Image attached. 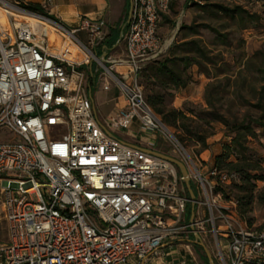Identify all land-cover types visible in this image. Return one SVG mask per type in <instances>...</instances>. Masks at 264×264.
Listing matches in <instances>:
<instances>
[{
	"label": "built area",
	"instance_id": "2783aa9c",
	"mask_svg": "<svg viewBox=\"0 0 264 264\" xmlns=\"http://www.w3.org/2000/svg\"><path fill=\"white\" fill-rule=\"evenodd\" d=\"M171 1L129 0L124 55L110 57L102 18L66 26L48 17L51 0L39 3L42 12L28 11L25 0H0V193L7 230L0 264H150L164 242L188 233L209 235L221 264H264V224L248 226L235 200L216 189L236 182L237 174L214 164L200 172L146 103L139 73L171 43L158 33ZM93 64L102 67L101 89L114 87L125 100L104 122L87 89ZM134 119L171 151L114 134ZM151 151L180 160L198 198H189L177 167ZM189 203L196 205L191 221Z\"/></svg>",
	"mask_w": 264,
	"mask_h": 264
},
{
	"label": "trees",
	"instance_id": "16d2710c",
	"mask_svg": "<svg viewBox=\"0 0 264 264\" xmlns=\"http://www.w3.org/2000/svg\"><path fill=\"white\" fill-rule=\"evenodd\" d=\"M207 1L193 3L207 17L237 19L242 24L244 20L251 21L256 17L240 5ZM171 6L170 2L169 8ZM24 8L32 12H42L39 3L27 2ZM48 17L59 21L53 13L48 14ZM200 28L211 31L219 45L230 44L226 26L219 29L206 22L181 24L179 31H183V34L170 43L167 53L143 65L139 73V82L144 86L146 103L160 116L161 122L181 131V134L177 135L180 143L189 138L205 148L207 135L201 130L202 127H211L213 123L222 125L227 139L221 142V151L214 156L213 164L220 170L236 173L238 180L229 185L218 186L216 189L221 192L223 198L232 197L235 200L237 214L251 226L254 208L264 209V171L260 165V159L264 157H254L249 146L250 139H259L257 130H264V48L256 49L245 56L241 63L242 68L236 71V76L245 71L252 75L253 81L258 82L259 87L255 91L251 88L255 95L249 98L236 93L239 98L237 106L245 110L237 115L238 112H232L227 108L225 113L217 103L221 100L222 93H227L225 85L229 84L230 73L233 71L224 67L228 63L221 52L214 53L203 43ZM192 67L208 79L204 85V106L186 110L167 108L166 96L170 95L172 88L180 89L190 83ZM220 78L225 80L224 85ZM211 79L214 81H210ZM234 84L238 87L240 85L236 79ZM248 109H253L257 115L250 114ZM257 182H262V185L258 186ZM190 207L189 203L187 218L190 217ZM206 264L209 263L206 261Z\"/></svg>",
	"mask_w": 264,
	"mask_h": 264
},
{
	"label": "rangeland",
	"instance_id": "374dc122",
	"mask_svg": "<svg viewBox=\"0 0 264 264\" xmlns=\"http://www.w3.org/2000/svg\"><path fill=\"white\" fill-rule=\"evenodd\" d=\"M54 3H63L66 1H75L78 3L82 10H86L94 3V0H53ZM109 3L110 7H114L115 0H105ZM188 2L189 5L187 4ZM196 0H172L171 8H169L164 16L161 17L159 22L158 33L163 37L165 41H176L183 31H179L181 24H190V23H200L206 22L213 27L221 29L223 26H226V32L229 34L230 44L228 46H221L218 44V41L215 39L214 34L205 28H200V34L203 43L208 46L213 52H221L225 62L228 65L224 66L230 68L233 72L230 73V82L225 85L227 93H222V98L219 101L221 105V110L226 113V109L230 108L232 112H238L239 115L243 110L241 107L237 106L238 97L237 94H242L245 97H253L255 95L254 91L259 87L258 82L252 80V75L248 72L242 71L240 76H236V71L239 68H242L241 63L243 62L245 56L250 55L254 50L259 48H264V0H208L207 2H218L225 5H240L243 6L246 10L256 15L254 20H244V23L237 21V19H229L226 17H207V15L201 12L196 5ZM51 8V7H50ZM49 8V12L52 13V10ZM112 8L111 11H114ZM221 32H224L220 30ZM167 53V52H165ZM164 54V53H163ZM161 56V55H160ZM96 66L93 64V77H91L90 72H88L90 79H92V84L90 86V91L92 93V98L96 102V113L99 117L106 115L112 107L113 102L103 103V99H107L113 95V90L111 91H101L99 87V72L102 70V67L95 70ZM195 68V67H192ZM191 68V75L192 74ZM237 80L240 84L239 87L235 86L234 80ZM194 81V84H189L184 89H175L170 90V95L166 96L165 104L167 108H180L183 110L190 108H199L204 106V85L208 82L207 78L198 79L195 77L191 81ZM222 85L225 84V80L220 78ZM210 81H214L211 79ZM143 92H144V86ZM254 90H252V89ZM254 101V99H252ZM150 107V106H149ZM151 108V107H150ZM153 111V109L151 108ZM248 112L252 115H257V112L253 109H248ZM153 113L161 121V118L154 111ZM164 124V123H163ZM164 126L175 136L181 134L180 130H177L175 127H169L164 124ZM204 133L207 135L205 148H202L200 144L193 139L186 138L181 145L185 149L186 153L195 161L196 167L203 174L208 169L209 165L213 164V154L216 152L217 143L219 144L220 140L224 135L223 127L220 123H213L211 127H202ZM259 133V139H250L249 146L251 147V152L256 158L264 157V130H257ZM159 138L158 140H160ZM163 150L171 151L172 146L170 143H165ZM260 165L264 171V160L260 159ZM177 169V168H176ZM177 172L179 170L177 169ZM258 186L262 185V182H257ZM190 187L194 192V197L198 198V192L196 185L193 180H190ZM1 193H0V244L6 242L7 233H6V223L3 216V207L1 202ZM196 208V205L194 206ZM253 221L251 226L260 227L264 224V209L255 207L252 214ZM205 229L209 228L208 224L204 225ZM194 237L191 233L186 234L182 240L177 242L190 243L194 246V249L197 251L200 257L205 259L202 248L197 244L193 243ZM204 245L208 248L211 253V257L215 264H221L217 248L213 245L211 237H205L202 239ZM226 242L222 240L220 248L222 252L226 251ZM199 246V247H198Z\"/></svg>",
	"mask_w": 264,
	"mask_h": 264
},
{
	"label": "crops",
	"instance_id": "0c3cea01",
	"mask_svg": "<svg viewBox=\"0 0 264 264\" xmlns=\"http://www.w3.org/2000/svg\"><path fill=\"white\" fill-rule=\"evenodd\" d=\"M27 2L40 3L42 0H25ZM196 3H203L206 0H196ZM190 2L187 4L189 5ZM195 3V2H194ZM114 7H110L109 3L105 0H94V3L89 6L88 9L82 10L80 5L75 1H66L63 3H54L51 0V10L52 13L58 18V20L66 25V26H74L78 23L79 18L88 17L91 19L102 18L105 21L104 27V39L103 44L108 48V54L110 57H122L124 55V42L121 40L122 33L125 30V24L128 18V12L130 3L129 0H115ZM114 8V11H111ZM83 37V34H80ZM93 67V65H92ZM120 69V67H119ZM93 71V70H92ZM192 79L197 77L198 79L205 78L203 74H199L196 72V68H192ZM91 77L87 78V87L88 92L90 93L91 102L93 105V109L96 112V102L92 98V93L90 91V86L92 84ZM189 84H194V81H190L185 87ZM100 87V85H99ZM101 89V87H100ZM113 90V95L107 99H103V103L113 102L111 109L112 111L117 108H121L125 106V100L123 96L117 91L116 88L111 87L108 90H102L104 92ZM108 112V113H109ZM106 115H102L97 118L99 121L104 122ZM114 134L123 141L133 142L140 145L151 147L154 150H158L161 152H167V150H163L164 140L160 139L156 134L144 131L140 128L137 120H133L130 126L126 129L115 131ZM227 139L225 135H223L219 144L217 143L215 146L217 147L216 152L213 154V157L221 151V142ZM197 245V244H196ZM192 246V245H191ZM162 255L152 257L150 259V264H195L194 258L200 257L197 251L192 246V250H187L182 242H164L161 247ZM205 257V256H204ZM206 264V258L203 259L200 257ZM209 263V262H208ZM210 264V263H209ZM212 264H215V261L212 259Z\"/></svg>",
	"mask_w": 264,
	"mask_h": 264
},
{
	"label": "water",
	"instance_id": "95a60500",
	"mask_svg": "<svg viewBox=\"0 0 264 264\" xmlns=\"http://www.w3.org/2000/svg\"><path fill=\"white\" fill-rule=\"evenodd\" d=\"M128 15H129V12H128ZM151 152H153V153H155V154H157V155H159L161 157L166 158L167 160L172 162L177 167V169L179 170V172L181 174L182 181H183L184 187H185V189H186V191L188 193V196H189L190 199H193L194 198V193H193V191H192V189L190 187V179H189L188 171H187V168L185 167V165L180 160H178V159H176L174 157H171V156H168L166 154L159 153V152H154V151H151ZM193 215H194V207H193V204H191L190 217H189L190 221L192 220ZM194 239L195 240L193 241V243L198 244L202 248V251L204 253V256H205L207 262L212 264V257H211V253L208 250V248L204 245V243L202 242V240L200 239V237L197 234H194Z\"/></svg>",
	"mask_w": 264,
	"mask_h": 264
}]
</instances>
